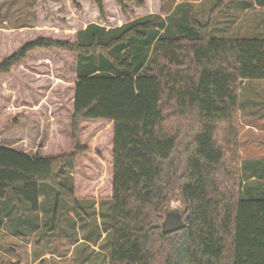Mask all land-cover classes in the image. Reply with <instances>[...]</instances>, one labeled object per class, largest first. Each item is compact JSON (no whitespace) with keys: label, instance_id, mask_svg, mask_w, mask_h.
<instances>
[{"label":"trees","instance_id":"trees-1","mask_svg":"<svg viewBox=\"0 0 264 264\" xmlns=\"http://www.w3.org/2000/svg\"><path fill=\"white\" fill-rule=\"evenodd\" d=\"M88 1L104 20V0ZM113 1L122 15L127 5L144 6ZM253 4L264 9V0ZM179 6L166 19L148 14L108 30L90 23L72 40L40 36L0 55L6 76L35 51H63L75 76L69 155L0 147V227L15 215L35 231L40 213L44 224L42 184L55 191L57 207L79 209L73 182L64 181L88 153L80 123L101 120L112 126L109 264H264V199L242 197L234 137L239 84L264 81V38H216L192 18L191 36H183L171 23ZM172 185L184 226L166 234L160 225Z\"/></svg>","mask_w":264,"mask_h":264},{"label":"rangeland","instance_id":"rangeland-1","mask_svg":"<svg viewBox=\"0 0 264 264\" xmlns=\"http://www.w3.org/2000/svg\"><path fill=\"white\" fill-rule=\"evenodd\" d=\"M143 1L142 8L127 5L132 13L122 15L113 0H104L106 17L100 20L88 0H0V55L5 57L40 36L72 40L76 31L90 23L114 28L148 14L166 19L176 5L180 6L171 23L183 36H191L193 20L216 38H264V9L255 7L253 0ZM74 77L72 56L58 50L35 51L9 75L0 76V146L43 158L69 155ZM238 98L234 137L240 191L244 199H264V81L241 82ZM111 127L101 120L80 123V143L88 153L77 159L71 179L64 181L69 186L73 182L79 209L64 202L57 207L55 191L42 184L41 210L50 231L16 239L4 223L0 227V264H109ZM171 182L174 184L173 179ZM183 211L172 185L161 230L170 214L180 216L184 223ZM6 213V208L0 209L1 217H7ZM101 232L105 235L93 245L73 246L80 237L95 242Z\"/></svg>","mask_w":264,"mask_h":264},{"label":"crops","instance_id":"crops-1","mask_svg":"<svg viewBox=\"0 0 264 264\" xmlns=\"http://www.w3.org/2000/svg\"><path fill=\"white\" fill-rule=\"evenodd\" d=\"M255 6V5H254ZM109 28H106V30H108ZM1 147V146H0ZM79 158V157H78ZM77 158V159H78ZM42 214L40 213L39 214V225H38V228L33 231L31 229L28 228L27 224H26V220L25 219H22L23 221H19L15 216L13 215L10 219L12 220L11 222L9 223H6L7 224V231H8V234L12 237V238H26L28 237L29 235H32V234H36V233H41L43 232L44 230L46 231H50L49 228H46L43 224V217L41 216ZM72 219H74V217L71 216ZM25 220V221H24ZM4 225V224H3ZM3 225L1 226V228L3 227ZM0 228V229H1ZM25 235V236H24ZM105 235L104 232H101V236L95 241V242H92L91 240H89L88 238H83V237H80L78 238L74 243H73V246H79L80 243H85L86 245H93L92 243H96L99 241V239L102 238V236ZM46 255H49V256H53V254H48L46 253ZM56 259H59L58 256H55Z\"/></svg>","mask_w":264,"mask_h":264},{"label":"water","instance_id":"water-1","mask_svg":"<svg viewBox=\"0 0 264 264\" xmlns=\"http://www.w3.org/2000/svg\"><path fill=\"white\" fill-rule=\"evenodd\" d=\"M184 224L178 215H167L162 223V231L166 234L177 232L183 228Z\"/></svg>","mask_w":264,"mask_h":264}]
</instances>
